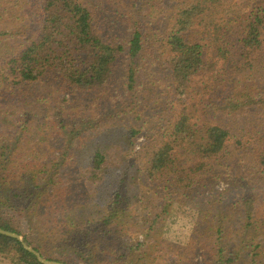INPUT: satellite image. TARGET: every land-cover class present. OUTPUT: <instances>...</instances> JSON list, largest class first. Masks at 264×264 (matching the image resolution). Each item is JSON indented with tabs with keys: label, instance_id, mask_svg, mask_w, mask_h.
<instances>
[{
	"label": "trees",
	"instance_id": "16d2710c",
	"mask_svg": "<svg viewBox=\"0 0 264 264\" xmlns=\"http://www.w3.org/2000/svg\"><path fill=\"white\" fill-rule=\"evenodd\" d=\"M222 1L20 0L15 7L0 2V14L14 17L8 12L16 7L19 12L13 21L19 24L3 25L0 42L20 43L15 51L8 43L5 52L0 47L2 230L18 234L48 261L147 264L141 256L146 257L145 243H133L129 235L158 232L170 214L168 197L178 195L203 220L214 222L219 235L228 234L237 217L255 219L241 224V230L253 229L235 253L222 238L213 243L218 257L227 251L233 256L227 261L238 264L243 250L264 233L263 221L257 234L255 216L256 208L264 211V0H252L247 10L232 15ZM121 27L125 31L117 33ZM152 48L166 55L172 78L165 90L146 76L151 70L145 56ZM226 63L232 67L203 80ZM122 64L123 101L106 110L96 93ZM232 68L239 72L230 76ZM50 76L77 94L76 103L79 96H95L97 102L70 113L65 96L48 94L47 107L38 111L35 94L43 101ZM142 90L156 93L160 102L145 103ZM146 109V115L157 113L140 128L120 124ZM142 131L152 150L130 176L128 165L112 163L111 151L120 140L133 146ZM40 154L44 162L36 161ZM223 179L230 186L219 191ZM142 193L160 196L156 210L151 201L143 203ZM131 201L145 205L139 219L129 210ZM92 207L101 211L91 212ZM22 215L28 234L19 230ZM23 241L0 233V254L13 264H43ZM258 242L264 251V240Z\"/></svg>",
	"mask_w": 264,
	"mask_h": 264
},
{
	"label": "rangeland",
	"instance_id": "374dc122",
	"mask_svg": "<svg viewBox=\"0 0 264 264\" xmlns=\"http://www.w3.org/2000/svg\"><path fill=\"white\" fill-rule=\"evenodd\" d=\"M19 1L20 0H0L1 4L3 5L8 4L7 2H9V5L11 7L19 6V5H16L17 2ZM166 1L167 3L172 2V4H184V3L186 4V2H189L190 0H166ZM251 1L252 0H224L222 1V4L227 14L232 15L236 12L239 13V12L247 10ZM117 2L118 0H112L110 4L112 5ZM1 10L2 8L0 7V11ZM16 11L18 12V7H16V10L11 9L8 12L9 16L11 15L14 16L11 18H8L4 14H0V22H1L0 31L3 25L14 26L15 24H19L18 22H15V23L13 22L15 21V15H17ZM115 18H116L115 21L117 22L118 18L117 17ZM110 19H112V17ZM109 26L114 28L112 24H110ZM122 31H125V27H121L120 29H118L117 33L122 32ZM6 43H8L7 46L9 48H12L14 51L16 49L18 50L17 46L20 44L19 42L16 43L10 40L9 41L3 40L0 42V47H2L3 45L5 46ZM3 49L5 52L6 46ZM152 49L153 51L146 52V56H145L144 62L145 64H148L147 68L151 70V72L146 73L147 74L146 76L147 77L151 76V80H154L156 86L161 87V90H165V88L170 85V81L172 78L170 75V70L167 69L168 67L166 64L167 62L164 60L166 55L164 54L163 57H160L156 49L155 48H152ZM209 59L210 61H212V63L216 62V59H217L216 54H213L212 52ZM220 65L221 63L218 64V66ZM224 66L225 67H222L220 70H218L217 67L215 66L214 69L211 71L213 74H210V72H208L207 75L204 74L203 80L205 79L207 81H210V79H212L214 76L223 74L224 71L227 70V68L232 67L231 65H228L227 63L224 64ZM229 72H230V76H233L237 74L239 71L232 68V69H229ZM249 75L251 74L249 73ZM126 77L127 75H126V71L124 70V64H122V66H119L114 71L109 82L105 86L100 88V91L96 93V95L99 96L98 99L101 100V106L105 105L106 110L110 104L120 103L123 101V96L125 92L124 90L125 83L127 82ZM46 84L48 85L49 88L45 90V93H44L45 95H43V101H40L39 94H35L37 95V97H35V105L38 111L41 110L40 107H42V110H44L43 106L45 108L47 107V104L45 105V99L47 98L48 94H50L51 96H54L55 94H57V96H63V97L65 96L66 98L65 100L71 102V106H68L69 108H71L70 113H78V112L84 111L88 106H91L95 101V96L93 100H90L88 97H85V96L84 97L79 96V98H81V101H79V103H76V100H73V99L77 97V94H74L72 92L73 90H68V89L65 90L64 86H60L61 81L60 80L56 81V79H54V76H50L49 81ZM60 89L64 90L63 94L59 92ZM39 92L42 93L43 91L42 92L39 91ZM141 95L146 96L147 100L144 102L149 104L150 106H156L155 105L156 101L160 102L161 97L160 98L157 97L156 93H153V92L150 93L146 90H142ZM96 102L97 101H95V103ZM147 110L149 109H146L145 111H142L140 113L136 112V113L128 114L127 116H125V118H121L122 121L120 122V124L123 125L124 127H127L130 124L131 126L140 128V126L148 119L147 117L150 118L152 115H155L157 113L156 111L154 112L151 111L148 113V115H146ZM166 117L167 116L165 115V118ZM42 118L40 117L36 123L39 124ZM145 130L146 129H144L143 131ZM143 131L139 132V134H137L133 138V141H134L133 146H131L128 142H126V140L125 141L120 140L119 142H117L116 140L117 143L113 147V150L111 151L112 163L114 165L116 164L119 165V167L121 168L127 167L128 165L131 168L130 176H132L133 171L136 168L146 164L148 157H149L146 154V152L148 150L150 151L152 150L151 146L149 147V140L146 137L147 134ZM48 134L50 133L48 132ZM150 139H151V135H150ZM51 143H53V141L50 140L48 145L51 147L55 146V145H52ZM150 143L153 144L152 139ZM119 151L125 154L124 157L120 154ZM235 156L240 157V153L235 154ZM229 157L231 156H228V158ZM35 158H36V161L39 160L40 162V160H42L44 162L43 159L46 157L40 154L39 156ZM244 158L245 157L242 155L241 159L244 160ZM126 161H128V164L126 163ZM245 164L246 163L243 162V166ZM27 170L28 169H25V171ZM230 181H231L230 179H223L218 182L216 188L219 189V191H223L230 186L229 184ZM91 189L93 190L94 187L92 186ZM142 190L143 192H147L146 190L144 191L143 187H142ZM134 193H135V187H131L130 193H128V196L134 195ZM142 196H145V195L142 193ZM159 197L152 193L146 194L145 196L146 199L145 201H143V203H147L148 201H151L150 202L152 203L151 206H154L156 210L155 205L159 203ZM178 197H179L178 195L168 197V199L171 200V204H172L170 208V214L166 216L167 220L165 224L163 225V227H161V229L158 232H151L149 236L147 237L141 234L137 235L136 232H134V230H132V232L130 233L129 236H131L133 243H137V242L145 243L144 246H142V252L143 251L147 252L146 257L141 255L142 258L144 259V262L147 264H171L172 262H177L178 264H230L231 262L227 260L230 258L233 259V256L229 257L228 252L225 251V254L223 253L222 256L218 257L216 254L218 250L211 251V249L213 248V243L216 242L217 239L222 238L219 240V242L223 240L226 241V243L229 242L230 247H227V248H229L231 251L235 253L238 247L237 245H239L240 243V240L245 239L246 235L248 237L250 230H252L253 227H250L246 230H241L240 229L241 224L244 221H240L242 220V218L237 217V219L232 220L234 227L229 228V230L227 231L228 234L219 235L216 232V229L214 227V224H213L214 222H210L209 220L206 221L205 219L203 220L202 219L203 215H201V213L199 214V211H197V209H195L192 206L191 207L186 206L185 204L182 203L183 199H180ZM130 203L131 204H129L130 205L129 210L132 212L131 214L133 216H136L137 219H139V217L144 214L143 210H144L145 205L140 204L137 201H134L133 204H132V201ZM100 204L102 206L101 202ZM92 205L93 204H91V206ZM141 205H143L144 207L142 208ZM257 209L258 208H256L255 216L258 217L256 219L258 220L257 226L259 227V229L257 230L258 231L257 234H258L262 230L263 226L261 223L264 221V217L260 218L259 216H262L264 211L257 212ZM96 211H101V208L97 209V208L92 207L91 212H96ZM255 222H256L255 219H250L248 221H245L244 223L254 224ZM19 225H20L19 230L23 234H28L29 232L28 225L26 224L23 215L19 218ZM125 239H128V237H124L123 241H125ZM259 240H264L263 232L261 233V235L258 234L256 241H254L248 248L243 250L244 252L240 255L239 261L237 260L238 264H251L252 261H254L253 264H264V251H261L260 248H258ZM52 258H59V257H57L56 255H53ZM66 261L69 264H85V262H82L78 258L67 257ZM0 264H13V262L6 255L0 254Z\"/></svg>",
	"mask_w": 264,
	"mask_h": 264
},
{
	"label": "water",
	"instance_id": "95a60500",
	"mask_svg": "<svg viewBox=\"0 0 264 264\" xmlns=\"http://www.w3.org/2000/svg\"><path fill=\"white\" fill-rule=\"evenodd\" d=\"M0 233L3 234V235L9 236V237H13V238H16L18 240L23 241L22 238L18 234H16V233H12V232H9V231H5V230H2L1 228H0ZM23 245H24V247L26 249H28L29 251L33 252L37 256V258L39 259V261L42 262L43 264H63V263L56 262V261H48V260H46L45 258H43L41 256L40 253L36 252L31 247H28L27 243L24 242V241H23Z\"/></svg>",
	"mask_w": 264,
	"mask_h": 264
}]
</instances>
